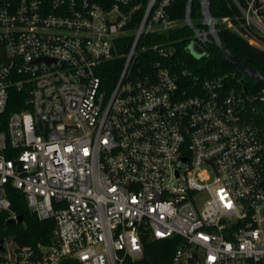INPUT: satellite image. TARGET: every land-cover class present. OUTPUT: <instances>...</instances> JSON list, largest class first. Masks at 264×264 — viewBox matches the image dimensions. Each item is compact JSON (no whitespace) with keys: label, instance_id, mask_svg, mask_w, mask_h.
I'll return each instance as SVG.
<instances>
[{"label":"built area","instance_id":"2783aa9c","mask_svg":"<svg viewBox=\"0 0 264 264\" xmlns=\"http://www.w3.org/2000/svg\"><path fill=\"white\" fill-rule=\"evenodd\" d=\"M176 1L0 0V212L15 189L54 223L0 264H132L144 236L180 239L171 264H264V85L171 69L146 43ZM228 2L215 26L264 50V0Z\"/></svg>","mask_w":264,"mask_h":264},{"label":"trees","instance_id":"16d2710c","mask_svg":"<svg viewBox=\"0 0 264 264\" xmlns=\"http://www.w3.org/2000/svg\"><path fill=\"white\" fill-rule=\"evenodd\" d=\"M138 2L142 3V7L136 13L137 16L142 13L146 0H138ZM186 2L187 0H177L168 9L171 18L177 20L181 25L172 30L157 34L154 37H149L146 44L150 45L158 42L163 43L165 48L172 49L173 52L167 60L169 67L173 70L178 72L185 69L191 70L199 78L226 76L229 83L235 84L238 87L256 88L257 86L245 74L223 59L219 50L212 43L210 36H208L205 42L201 43L205 51L204 56L195 58L187 52L186 47L194 39V34L184 21ZM228 3V0H208L211 16L217 21L223 17L233 19L234 16H237L238 11L236 8ZM190 18L199 30H207V26L201 24L200 0L192 1ZM216 28L218 30V37L227 50L264 76V50L248 44L236 32L226 29L219 24H217ZM121 42L123 47H126L128 39L122 38ZM156 56L155 53L149 54L151 59L156 58ZM112 78H114V74H111ZM26 99V92H12L3 117L8 116L14 111L27 109ZM8 198L11 203V210L17 217H21V222L7 223L8 214L0 212V240L11 241L20 247L49 244L53 234V221H39L29 211L24 197L19 191L15 189L8 190ZM179 243L180 239L178 237L155 240L144 236L142 238V257L135 260L132 264H171L172 256Z\"/></svg>","mask_w":264,"mask_h":264},{"label":"water","instance_id":"95a60500","mask_svg":"<svg viewBox=\"0 0 264 264\" xmlns=\"http://www.w3.org/2000/svg\"><path fill=\"white\" fill-rule=\"evenodd\" d=\"M192 1L193 0H187L186 2L184 21L186 26H188V28H190L191 31L193 32L195 39L203 43L207 40V36H210L212 43L219 50L221 56L226 62L232 64L237 69H239L253 82L254 85H264V76L261 75L258 71H256L246 62L232 55L219 39L218 30L215 26V19L211 16L209 11L208 0H200L201 16L202 18L207 20V28H208L207 31L205 32L206 35L205 38L204 39L200 38V30L192 23L190 18ZM16 222L20 223L21 217L18 216ZM7 223H14V220L11 219L7 220ZM1 250H2V241L0 240V251Z\"/></svg>","mask_w":264,"mask_h":264},{"label":"rangeland","instance_id":"374dc122","mask_svg":"<svg viewBox=\"0 0 264 264\" xmlns=\"http://www.w3.org/2000/svg\"><path fill=\"white\" fill-rule=\"evenodd\" d=\"M187 52L195 58H200L205 55L203 48L199 47L195 41H190L186 47ZM201 205V204H200Z\"/></svg>","mask_w":264,"mask_h":264}]
</instances>
